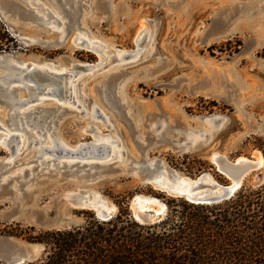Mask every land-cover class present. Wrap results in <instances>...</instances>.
Returning a JSON list of instances; mask_svg holds the SVG:
<instances>
[{
	"label": "rangeland",
	"instance_id": "rangeland-1",
	"mask_svg": "<svg viewBox=\"0 0 264 264\" xmlns=\"http://www.w3.org/2000/svg\"><path fill=\"white\" fill-rule=\"evenodd\" d=\"M0 19V56L13 57L0 80L17 87L12 106L0 99V240L40 247L28 263L50 250L29 236L56 231L35 215H67L70 229L99 220L73 206L81 192L116 206L114 217H131L137 196L164 203L163 221L192 204L141 182L144 161L228 185L214 154L264 158V0H0ZM35 68L62 75L63 100L25 78ZM64 164L103 167L82 176ZM260 177L264 166L235 196ZM163 221L145 226L169 230Z\"/></svg>",
	"mask_w": 264,
	"mask_h": 264
},
{
	"label": "trees",
	"instance_id": "trees-1",
	"mask_svg": "<svg viewBox=\"0 0 264 264\" xmlns=\"http://www.w3.org/2000/svg\"><path fill=\"white\" fill-rule=\"evenodd\" d=\"M0 19V48L9 38ZM173 206L159 226L141 225L121 210L85 228L46 231L29 241L45 244V259L25 264H264V185L241 190L216 205Z\"/></svg>",
	"mask_w": 264,
	"mask_h": 264
},
{
	"label": "water",
	"instance_id": "water-1",
	"mask_svg": "<svg viewBox=\"0 0 264 264\" xmlns=\"http://www.w3.org/2000/svg\"><path fill=\"white\" fill-rule=\"evenodd\" d=\"M0 63H2L1 60H0ZM61 76H62L61 74H57V73L51 72L49 70L44 71V70H41L39 68H35L31 72L25 74V78H30L32 81H35V84L37 87L41 86L44 82H49L48 84H54V85L59 86V84H61V79H60ZM9 86H10L9 83H7L5 80H0V99L6 100L7 104L12 106L13 103L11 102V100H12L11 98H12V96H14L13 98H17V95L14 94L15 89L12 90L9 88ZM46 86H48V85H46ZM41 91H42V89H41ZM58 91H61V90H58ZM66 92L67 91L60 92V94H58L59 98L63 100V97H64ZM247 159L250 162L254 161L252 158H250V159L247 158ZM236 160H234V162H236ZM64 165H65L64 166L65 167V173L80 172L77 174L78 175L82 174V176H89L87 174L92 175L93 170L99 171L103 167L99 164H96V165L80 164L79 166H77L78 168L73 169V167H70V165H67V164H64ZM159 167H161V169H162L163 164H161V163L150 164L149 162L144 161L143 166L141 167V170L139 171V174L141 176V179H140L141 182H145V183L149 182L151 184H156V183H154L155 179L157 180V178H160V177H162L164 179L167 177L168 179H170L169 180L170 183L168 184V186L172 187L171 182L176 183V180L174 179L175 174H173L172 172H170V174H167V173L163 172V170L161 172H159V169H157ZM218 169L222 174H224L229 179L230 184L222 185V184L216 182L215 185L210 186V187L219 186L221 188V190L223 191V194L210 196V197H204L203 199L200 198L199 200L189 199L192 202V204H195V205H204V204L214 205V204H220L222 202H225V201L232 199L235 196V194L241 189L242 186L235 190L234 186H232L231 183L233 181L238 182V180L240 179V177L243 174L246 173V175H247L250 172L257 170L256 166L252 163H247L245 165V169L242 171L241 175H235L234 173L227 171L226 169L220 168V166H218ZM82 172H84V173H82ZM204 177H206V176L203 175V176L197 178V180L195 181V184L189 188L190 189L189 192H192L194 197L198 196V194L202 193L203 190L208 188V186L204 183ZM263 180H264L263 177H260L259 179L257 178L255 186H257V187L261 186L263 184ZM184 187H187V186H183V188ZM163 190L166 191L167 189H163ZM173 196L185 198L184 196L180 195L179 193H175V194H173ZM89 200H90V198L86 197V195L81 192V193L75 195L74 197H72L71 202H72L74 207H88L92 210H95L96 217L101 221L106 222V221H109V220L114 218L116 213H113V212L109 213L104 208H101L100 206H98V204L92 205ZM187 201H188V199H187ZM133 203H134V200L132 201V204ZM35 216L36 217H34V218L37 221V223L40 225V227L45 228V229L63 230V229H70L73 226V223L71 224V222H72L71 218L68 217L67 215L57 214L55 217L49 218L45 221L37 218L38 215H35ZM164 216H163V214H155V212L151 209L150 210H144V211H142L140 209H134L132 211L131 217L141 225H154V224H158L161 221H163ZM39 252H40V247H36L34 245H27V244L22 243L21 246H15L9 240H0V259L4 260L6 264H25L28 262H32L33 260H35L37 258Z\"/></svg>",
	"mask_w": 264,
	"mask_h": 264
},
{
	"label": "bare ground",
	"instance_id": "bare-ground-1",
	"mask_svg": "<svg viewBox=\"0 0 264 264\" xmlns=\"http://www.w3.org/2000/svg\"><path fill=\"white\" fill-rule=\"evenodd\" d=\"M3 18H4V16H3ZM12 58L13 57L11 55L0 56L1 62L3 60H6V61L11 60ZM35 62H37V63L39 62L38 58L37 59L35 58ZM32 70H34V69H32ZM32 70H30L29 72H31ZM29 72H27V73H29ZM28 79L30 81H32L30 78H28ZM33 82H35V81H33ZM61 84H59V86L52 84L53 90H51L50 92L53 91V94H54V97L53 98L56 101H59L56 98V96L60 92L58 90H62L63 89V87H61ZM45 86L46 85L37 87L36 84H35V87L37 89H40V91H41V89L43 91ZM40 91H39V93H40ZM239 104L242 105V103H239ZM259 130H261V131L264 132V128L263 129L262 128H259ZM253 156L255 158L253 162H250L245 157H239V158H237L236 162H234V161L231 162L224 155L214 154L212 156V161L217 166H220V168H222V169H226L227 171H230V172L234 173L235 175H241V173L245 169V165L247 163L254 164L256 166V169L257 170L263 168V166H264V158H263L262 154L259 151H255L253 153ZM162 164H163V172H165L167 174H169V172H172L173 174H175L174 179L176 180V183L171 182L172 187H169L168 184L170 183V181H169L170 179H168L167 177L164 178V179L162 177H160V178H157V180L156 179L154 180V183H156V184H153V186L155 188H157L158 190L163 191L164 193L166 192L170 196H173V194H175V193H179L180 195L184 196L186 198V200L188 199V201H190L189 199L199 200L200 198L203 199L204 197H210V196H215V195H221V194H223V191L221 190V188L219 186H217V187H210V186L215 185L216 184V181L209 174H205L206 177H204V183L208 186V188H206L205 190H203V192L200 193V194H198V196H195L194 197L193 196V193L192 192H189V190H190L189 188L195 184V181L197 179H192V178H189L187 176L182 177L181 175H178V172L177 171L172 170V169H169L167 166L164 165V163H162ZM247 175L245 173V174H243L240 177V179L238 180V182L233 181L231 183V185L234 186L235 190L238 189V188H240L242 186L243 181L245 180V178L247 177ZM143 183H145V182H143ZM183 186H187V187H184L183 188ZM163 189H167V190L164 191ZM86 197L90 198L89 201H90V203L92 205L98 204V206H100L101 208H104L109 213L110 212L116 213V211H117V208H115L116 207L115 205H114L115 207H111L110 206L111 203H108V202H106L104 200L101 201L99 198H97V196H95L93 194L91 196H86ZM132 209L133 210L134 209H140L142 211H144V210H150L151 209V210H153L155 212V214H163V216H164L165 213H166V210H167V206L164 203H162V202H160L158 200H155L153 198H149V197H146L145 198V197H142V196H137L134 199V203L132 204ZM9 241L12 242L15 246H21L22 245V242H20V241H16V240H13V239H9Z\"/></svg>",
	"mask_w": 264,
	"mask_h": 264
}]
</instances>
